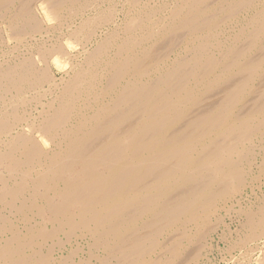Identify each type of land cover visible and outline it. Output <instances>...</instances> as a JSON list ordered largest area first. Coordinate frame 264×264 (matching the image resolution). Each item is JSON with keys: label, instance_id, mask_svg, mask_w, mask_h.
Wrapping results in <instances>:
<instances>
[{"label": "bare ground", "instance_id": "bare-ground-1", "mask_svg": "<svg viewBox=\"0 0 264 264\" xmlns=\"http://www.w3.org/2000/svg\"><path fill=\"white\" fill-rule=\"evenodd\" d=\"M0 264H264V0H0Z\"/></svg>", "mask_w": 264, "mask_h": 264}, {"label": "rangeland", "instance_id": "rangeland-1", "mask_svg": "<svg viewBox=\"0 0 264 264\" xmlns=\"http://www.w3.org/2000/svg\"><path fill=\"white\" fill-rule=\"evenodd\" d=\"M221 246H222V244H221ZM219 253L218 252H216V251H214V254H210V257H211V259H212V262L214 263V262H218L219 261V255H218ZM219 258V259H218Z\"/></svg>", "mask_w": 264, "mask_h": 264}]
</instances>
